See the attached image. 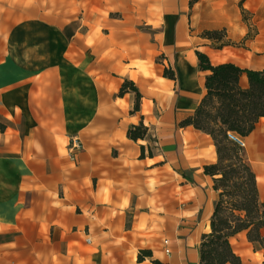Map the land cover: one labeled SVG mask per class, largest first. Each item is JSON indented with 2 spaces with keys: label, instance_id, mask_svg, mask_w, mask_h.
I'll return each instance as SVG.
<instances>
[{
  "label": "crops",
  "instance_id": "1",
  "mask_svg": "<svg viewBox=\"0 0 264 264\" xmlns=\"http://www.w3.org/2000/svg\"><path fill=\"white\" fill-rule=\"evenodd\" d=\"M189 1L0 0V264H200L216 152L179 124L205 93L195 51L261 70L264 36L241 51L194 43L197 30L235 40L246 26L228 8L241 0ZM140 123L144 136L129 138ZM242 139L264 203V118ZM229 241L241 264H264L246 231Z\"/></svg>",
  "mask_w": 264,
  "mask_h": 264
},
{
  "label": "trees",
  "instance_id": "2",
  "mask_svg": "<svg viewBox=\"0 0 264 264\" xmlns=\"http://www.w3.org/2000/svg\"><path fill=\"white\" fill-rule=\"evenodd\" d=\"M196 0H190L191 5ZM243 0L240 2L242 3ZM244 9L242 8V11ZM221 30H204L202 37L216 40ZM223 43L215 48H221ZM198 67L206 71L205 93L191 115L183 119L181 126L191 125L208 134L215 146L216 161L203 166V173L211 176L216 192L214 209L209 222V231L200 236V264H241L233 251L230 237L246 231L247 240L264 250V203L258 198L254 172L245 159L242 149L227 137L234 133L247 135L259 118H264V69L253 70L233 62L211 64L206 54L195 51ZM247 77L248 85L242 87L239 78ZM164 76L173 77L164 72ZM129 89L135 93L134 110L139 107L140 93L132 81L125 80L119 94ZM146 127L141 123L132 125L127 135L131 139L142 138ZM142 252H147L142 251ZM154 263L159 264L157 260Z\"/></svg>",
  "mask_w": 264,
  "mask_h": 264
},
{
  "label": "rangeland",
  "instance_id": "3",
  "mask_svg": "<svg viewBox=\"0 0 264 264\" xmlns=\"http://www.w3.org/2000/svg\"><path fill=\"white\" fill-rule=\"evenodd\" d=\"M208 1V0H205ZM228 8L232 14H237L238 18L243 22L246 26V32L242 37L236 38L235 40L228 39V32L226 28L220 29L221 31L217 35L216 40L210 42L211 46L218 47L223 43H229L232 49L234 50H242V49H250V41L254 40L256 37H261L264 35V9H245L242 11V3L239 2L238 7L235 3L229 4ZM237 10L239 13H237ZM219 30V29H218ZM204 30H197L193 33L192 36L195 37L194 43L199 42L200 40L197 37H202V33ZM260 34L259 36H257ZM193 38V37H192ZM193 40V39H192ZM190 41V40H189ZM191 42H186L187 47L191 46ZM178 48V47H177Z\"/></svg>",
  "mask_w": 264,
  "mask_h": 264
},
{
  "label": "built area",
  "instance_id": "4",
  "mask_svg": "<svg viewBox=\"0 0 264 264\" xmlns=\"http://www.w3.org/2000/svg\"><path fill=\"white\" fill-rule=\"evenodd\" d=\"M227 137L231 141L235 142L240 148L244 147V141L238 135L228 132ZM81 148L82 146H81L79 139L77 137H72L68 143V151H69L70 156L73 157L75 153L78 152ZM166 251L168 252L169 250L166 249Z\"/></svg>",
  "mask_w": 264,
  "mask_h": 264
}]
</instances>
